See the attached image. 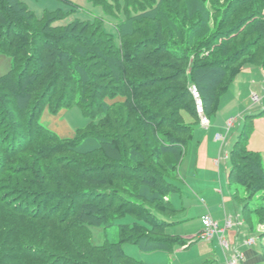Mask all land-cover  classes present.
Here are the masks:
<instances>
[{
  "label": "trees",
  "instance_id": "1",
  "mask_svg": "<svg viewBox=\"0 0 264 264\" xmlns=\"http://www.w3.org/2000/svg\"><path fill=\"white\" fill-rule=\"evenodd\" d=\"M92 1L122 14L117 37L102 16L38 17L27 0H0V52L12 58L0 75V264H148L122 245L189 247L166 232L201 125L189 86L210 117L244 60L264 67V0ZM76 100L91 120L73 138L40 123L46 106ZM247 125L228 156V185L244 188L254 229L253 216L264 225V165ZM128 216L117 241L92 243L91 227Z\"/></svg>",
  "mask_w": 264,
  "mask_h": 264
},
{
  "label": "rangeland",
  "instance_id": "2",
  "mask_svg": "<svg viewBox=\"0 0 264 264\" xmlns=\"http://www.w3.org/2000/svg\"><path fill=\"white\" fill-rule=\"evenodd\" d=\"M71 1L73 4L64 0H27V5L38 17H42L46 10L52 11L58 8H62L69 12L68 21L75 17L91 19L95 16H102L104 17L106 31L117 37L116 22L121 18L122 14L118 11L116 14H107L104 4H96L92 0ZM119 1L121 7H123L124 1ZM226 5L227 1L223 3V6ZM11 63V56L0 52V75L9 71ZM240 67V72L235 75L233 82L229 84L227 90L221 95L216 110L210 114V117L206 114L209 118L207 127L203 128L201 126L202 122L201 118H199L201 125H196L194 139L188 144L187 155L182 163V167L184 166V168H186V166H188L187 170L192 168L191 171L193 172L196 162L191 165L189 160L193 154H195V156L197 155V147L201 142L204 141L200 152L198 150V154L202 162L204 161L202 158L203 154H205V158L210 160L209 157H211L212 159V154L209 152H212L211 147L214 142L218 143L216 147L220 152L222 145H224L223 148L226 146L225 149H223L224 154V152L233 149L246 122L248 124L247 126L250 128L248 146L251 149L253 148V151L260 154L262 164L264 165V67L256 60H244ZM185 119L187 123H194L189 115H186ZM39 120L41 124L57 134L60 138H73L77 130L85 127L90 122L91 118L83 113L78 105V100H76L75 104L70 107H63L58 112H53L49 106H46ZM217 135H221L224 139H215ZM206 148H209V152L206 151ZM217 159L219 162L216 163L218 174L216 177L220 183L221 177H224L225 181L224 184H222L223 193L219 192L221 189L220 186L218 188L216 187L218 191L217 194L215 193L218 200L216 205L220 207L219 210L222 215L227 212V215L231 217L234 222V228H226V222L222 225L220 224V227L225 226L226 230H238L235 215L238 210L240 217L245 219L242 201L246 195L245 190L242 186L233 184L231 188L233 194L229 192L226 175H228V170H230V160H226L224 156H222V159L218 157ZM210 170L215 171V168L210 167ZM210 170L207 171L210 172ZM177 180H179V184L186 186L184 188L182 187L183 185L180 186L183 189L181 192L170 193L169 198L175 209H177V213L173 218L168 219L174 223H170L167 226L166 232L178 238H189L190 241H192L191 245L174 251L157 250L146 252L141 250L136 244L124 243L122 245L124 251L130 256L148 264H228V260L234 256L232 252L234 251L235 244L232 246V250H224L217 236L213 238V240L207 242L198 239L197 236L201 228L200 216L207 209L205 203L212 202L214 199L212 197L214 196L198 194L190 186L192 185V179H189L187 182V180L184 181L180 177L177 178ZM204 180H206V178ZM235 188H237V190ZM261 200H258L257 197L254 198V201L257 202ZM209 206L211 205L209 204ZM226 218H224V221ZM246 220L247 218L245 221ZM132 221L133 218L128 216L117 220L115 225L106 229L103 226L91 227L92 243L95 245H103L106 241H117L119 239L118 225L120 223H130ZM252 221L254 222V233L253 236L250 237L255 238V243L253 244H257L258 250L264 254V236H262L264 225H258L255 216H253ZM247 223L243 225V222L241 228L247 229ZM223 236L230 245L231 243L225 237V233H223ZM250 237H248V239ZM246 244L253 245L249 243ZM240 253L243 255L242 252ZM243 257L241 261H239V264H243ZM258 264H264V261L258 262Z\"/></svg>",
  "mask_w": 264,
  "mask_h": 264
},
{
  "label": "crops",
  "instance_id": "3",
  "mask_svg": "<svg viewBox=\"0 0 264 264\" xmlns=\"http://www.w3.org/2000/svg\"><path fill=\"white\" fill-rule=\"evenodd\" d=\"M229 122H230V120H229ZM240 129H241V126H240ZM215 139H217V137ZM203 143H204V141L199 144L200 145V148H199V145L197 147L198 150H199V152H200V150L203 147ZM217 144H218L217 142H214L213 146L211 147L212 148V152H209V148H206V151H208L210 154H212V159H211V157H209L210 160L207 159V158H205V156H204L205 154H203L202 158L204 159V161L202 162L200 160V156L198 154V150H197V155L196 156H195V154H193V156L189 160V162L191 163V165H193L196 162V165L193 168V172L191 171L192 168H189L190 171L187 170L188 169V166H186V168H184V166L182 167V163L183 162L181 163V166L179 168L180 169L179 171H180L182 180H184V181L187 180V182H188L189 179H192V181H191L192 182L191 183L192 185H190V186L198 194H201V195L206 194V195L214 196V197H212V198H214L212 202H206L205 203L206 206H207V209L200 216V221H201L200 231L203 228L202 218L206 214H210L221 225L223 223H225L226 220H227V218L229 217L227 215V212H225V214L222 215L221 212H220V210H219L220 207L218 205H216L217 204L216 202L218 201L217 200V196H216V194L218 192L217 191V188L220 186L221 189L219 188L220 189L219 192L223 193V191H222L223 190L222 184H224V181H225V178L224 177H221V183H220V181H218V179L216 177L218 175L217 174V170H216V168H217L216 163L219 162L218 159H217V157L219 159H222V156H224L226 158V160H227L231 150L228 151V152L226 151L223 154V149H225L226 146L223 148L224 145H222L221 152H220V151H218V149L216 147ZM249 149H251V148H249ZM196 157H198V158H196ZM210 167L215 168V171H211L210 170ZM207 170H210V172H208ZM205 178H206V180H204ZM226 179H227L226 180L227 181V188H228L229 192L231 193V191L229 189V185H228V175H226ZM185 186L186 185H183L182 187L184 188ZM225 192H226V190H225ZM209 204L211 206H209ZM224 218H226L225 221H224ZM241 218L242 217H240V215L238 214V210H237L236 211V215H235V219H236V224H238V226H237L238 227V230H235V229L226 230L225 229V232H224L225 233V237L231 243L230 250H232V246L235 244L234 251L232 252V254L235 252V249L238 252H242L243 253V256H244L243 257V264H258V262H263L264 261V254H262L258 250V245L257 244H253V245L246 244L248 237L253 236L254 229H252V227H251V225L249 223L247 224V229L241 228L243 225H245L247 223L244 218H242V219ZM243 222H244V224L241 225ZM225 226H222L221 228L224 229ZM231 228H234V227L232 226ZM217 239L219 240V238H217ZM242 241H244V242H242ZM218 244H219V242H218Z\"/></svg>",
  "mask_w": 264,
  "mask_h": 264
},
{
  "label": "built area",
  "instance_id": "4",
  "mask_svg": "<svg viewBox=\"0 0 264 264\" xmlns=\"http://www.w3.org/2000/svg\"><path fill=\"white\" fill-rule=\"evenodd\" d=\"M189 90L194 97L196 111L199 117L201 118L202 126L207 127L209 123V118L206 115L205 104H204L203 97L200 93V90L198 86L194 83L190 84ZM222 138L223 137L221 135H217V139H222ZM202 222H203V228L197 234L198 239L207 242V241L213 240V238L217 236L220 240V244L222 245L223 249L224 250L230 249L231 244L229 245L228 241L223 236V233L225 232L226 228L222 229L220 227L219 222L216 221L210 214L204 215L202 218ZM233 225H234L233 219L231 217H228L226 220V227L231 228ZM247 243L249 244L255 243V238L250 237L247 240ZM242 257L243 255L240 252L235 250L234 256L228 260V264H239V261H241Z\"/></svg>",
  "mask_w": 264,
  "mask_h": 264
}]
</instances>
